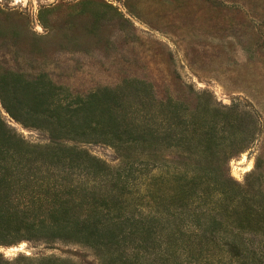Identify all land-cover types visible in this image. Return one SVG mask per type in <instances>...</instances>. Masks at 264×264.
I'll use <instances>...</instances> for the list:
<instances>
[{
  "label": "trees",
  "instance_id": "trees-1",
  "mask_svg": "<svg viewBox=\"0 0 264 264\" xmlns=\"http://www.w3.org/2000/svg\"><path fill=\"white\" fill-rule=\"evenodd\" d=\"M191 97L159 100L138 79L75 97L46 75L0 73L5 112L49 137L31 145L0 114V245L81 244L100 264H264V193L228 173L254 121ZM63 140L111 145L120 166Z\"/></svg>",
  "mask_w": 264,
  "mask_h": 264
},
{
  "label": "rangeland",
  "instance_id": "rangeland-1",
  "mask_svg": "<svg viewBox=\"0 0 264 264\" xmlns=\"http://www.w3.org/2000/svg\"><path fill=\"white\" fill-rule=\"evenodd\" d=\"M7 71L46 75L75 97L128 79L150 83L159 100L205 94L213 107L237 110L244 125L253 119L255 140L228 173L264 193V0H0ZM0 114L27 143L49 144L44 130L19 124L1 104ZM62 142L120 166L111 145ZM0 255L12 264H100L88 246L63 242L0 245Z\"/></svg>",
  "mask_w": 264,
  "mask_h": 264
}]
</instances>
